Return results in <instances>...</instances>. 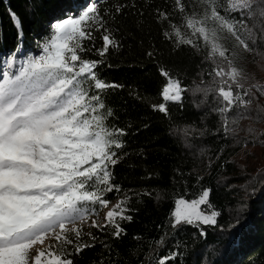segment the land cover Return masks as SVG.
Wrapping results in <instances>:
<instances>
[{
    "label": "trees",
    "instance_id": "16d2710c",
    "mask_svg": "<svg viewBox=\"0 0 264 264\" xmlns=\"http://www.w3.org/2000/svg\"><path fill=\"white\" fill-rule=\"evenodd\" d=\"M98 2L102 15L106 10L114 12L116 4L127 6L114 19L104 17L121 46L100 57L96 49L103 46L102 33L96 32L93 41L85 42L89 51L82 56L103 60L96 69L98 77L120 86L102 93L105 111L113 112L108 126L127 131L124 148L118 150L120 160L111 169L112 182L122 191L108 193L106 198L111 204L127 196V214L132 219L121 222L126 235L119 239L90 227L91 221L84 224L83 240L91 242L87 233L92 232L97 236L95 247L69 258L73 264H156L160 258L178 252L180 255L167 264H264V40L250 43L252 51L234 46L231 36L221 40L235 53L230 58L242 72L239 82L250 93L245 99L251 101L247 107L233 108L229 113L226 133L220 115L213 111L220 106L214 93L205 96L192 91L212 85L208 73L215 64L207 58L208 48L202 41L181 25L182 14L175 12L173 0ZM182 2L189 12L196 6V0ZM85 3L0 0V57L6 58L18 44L9 11L16 13L23 29L19 62L29 54H41L37 45L48 36L49 24L63 18L65 10ZM157 9L174 13L173 23L198 47L177 46L175 37L167 39L164 32L171 29L167 21L158 22ZM221 63L216 60V64ZM223 66L227 70L226 62ZM162 69L188 89L181 102L167 103V114L153 108L163 102L160 92L166 78ZM232 87L235 91L236 86ZM239 112L246 113V118L240 119ZM203 189H211L209 203L220 213L217 226L181 224L173 229L175 200L182 197L191 201ZM237 218L240 226L234 227ZM201 231L207 235L201 236ZM101 242L107 243L108 249ZM55 243L53 239L50 245Z\"/></svg>",
    "mask_w": 264,
    "mask_h": 264
},
{
    "label": "snow or ice",
    "instance_id": "6c2138e0",
    "mask_svg": "<svg viewBox=\"0 0 264 264\" xmlns=\"http://www.w3.org/2000/svg\"><path fill=\"white\" fill-rule=\"evenodd\" d=\"M125 7L116 4L114 12L106 10L102 15L98 0H86L83 7L65 10L63 18L49 24L44 42L38 43L41 54H29L19 62L23 29L16 13L9 11L18 44L6 58L0 57L4 65L0 70V264H73L69 257L95 247L97 236L92 232L87 233L91 242L83 240L82 226L89 221L90 227L114 239L126 235L121 222L132 219L127 214V196L107 211L103 225L92 219L108 207V193L122 191L112 182L111 169L120 160L118 150L124 148L127 131L108 126L113 112L105 111L102 99L106 89L120 86L98 77L96 69L103 60L82 56L89 51L85 42L93 41L96 32L102 33L103 46L96 49L100 57L121 46L104 17L114 19ZM173 8L182 14L181 25L208 48L207 58L215 64L208 73L212 85L192 91L205 96L214 93L220 106L213 111L220 115L227 133L229 113L251 101L245 99L250 93L239 82L242 72L230 58L235 53L221 40L231 36L234 46L245 51L253 50L250 43L264 40V0H196L190 12L182 0H173ZM173 15L156 10L158 22L167 21L171 29L164 36L175 37L177 46L198 47L173 23ZM217 59L222 63L216 64ZM161 75L166 78L160 92L163 102L153 108L167 114V103L181 102L188 89L168 71L162 69ZM237 115L246 118V113ZM210 193L211 189H203L191 201L176 199L171 227L217 226L220 213L212 209ZM238 226L239 218L234 227ZM49 239L56 243L46 245ZM101 243L108 249L107 243ZM178 255L173 252L156 264H167Z\"/></svg>",
    "mask_w": 264,
    "mask_h": 264
},
{
    "label": "rangeland",
    "instance_id": "374dc122",
    "mask_svg": "<svg viewBox=\"0 0 264 264\" xmlns=\"http://www.w3.org/2000/svg\"><path fill=\"white\" fill-rule=\"evenodd\" d=\"M116 203H118V200L115 201L114 203L108 204V207L104 208L102 213L98 217L94 218V220H96L97 224H104L105 223L104 217H105L107 211H109ZM52 241H53V239L47 240L46 245H50L52 243Z\"/></svg>",
    "mask_w": 264,
    "mask_h": 264
}]
</instances>
